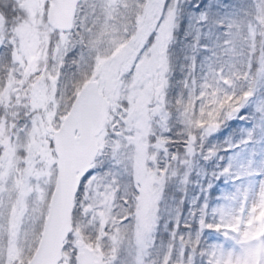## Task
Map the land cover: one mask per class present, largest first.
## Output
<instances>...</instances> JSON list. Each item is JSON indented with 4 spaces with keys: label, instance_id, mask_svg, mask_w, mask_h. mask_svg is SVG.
I'll return each instance as SVG.
<instances>
[{
    "label": "snow or ice",
    "instance_id": "obj_1",
    "mask_svg": "<svg viewBox=\"0 0 264 264\" xmlns=\"http://www.w3.org/2000/svg\"><path fill=\"white\" fill-rule=\"evenodd\" d=\"M0 264H264V0H0Z\"/></svg>",
    "mask_w": 264,
    "mask_h": 264
}]
</instances>
